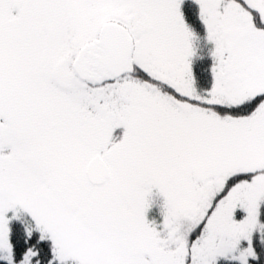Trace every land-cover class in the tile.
Wrapping results in <instances>:
<instances>
[{
  "label": "snow or ice",
  "instance_id": "6c2138e0",
  "mask_svg": "<svg viewBox=\"0 0 264 264\" xmlns=\"http://www.w3.org/2000/svg\"><path fill=\"white\" fill-rule=\"evenodd\" d=\"M0 264H264V0H0Z\"/></svg>",
  "mask_w": 264,
  "mask_h": 264
},
{
  "label": "trees",
  "instance_id": "16d2710c",
  "mask_svg": "<svg viewBox=\"0 0 264 264\" xmlns=\"http://www.w3.org/2000/svg\"><path fill=\"white\" fill-rule=\"evenodd\" d=\"M201 35H203V33H201ZM196 46H197V48H201L202 42L201 41H197ZM199 55H203L204 59L201 60V59H199V57H197L194 60V66L196 67L197 72L203 76V75L206 74L204 72V70L206 69L207 64L209 63V60L207 58V49L202 47L201 52L199 53ZM157 200H159V199H157ZM160 204L161 203L159 201H155L154 200V206H153L154 209L149 214L151 219H157V220L160 219V212H159V209H158V208H160Z\"/></svg>",
  "mask_w": 264,
  "mask_h": 264
},
{
  "label": "rangeland",
  "instance_id": "374dc122",
  "mask_svg": "<svg viewBox=\"0 0 264 264\" xmlns=\"http://www.w3.org/2000/svg\"><path fill=\"white\" fill-rule=\"evenodd\" d=\"M152 199H153V206H154V200H155V201H159L160 203L162 202V199H161L157 194H155V192H154V194H153ZM157 199H159V200H157ZM153 206H152L151 210H150L149 213H148V217H149V219H151L150 216H149V214H150V212L154 209ZM157 208H158V207H157ZM158 209H159V212H160V208H158Z\"/></svg>",
  "mask_w": 264,
  "mask_h": 264
}]
</instances>
